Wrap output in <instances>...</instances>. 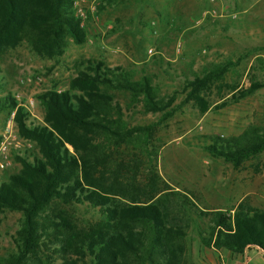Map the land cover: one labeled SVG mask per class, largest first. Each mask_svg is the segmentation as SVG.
Listing matches in <instances>:
<instances>
[{
	"label": "trees",
	"instance_id": "trees-1",
	"mask_svg": "<svg viewBox=\"0 0 264 264\" xmlns=\"http://www.w3.org/2000/svg\"><path fill=\"white\" fill-rule=\"evenodd\" d=\"M113 2L105 0L106 6ZM85 37L71 0H0V53L24 43L38 57H58L69 41L82 45ZM241 59L204 69L185 82L186 101L203 114L211 105L202 92L210 86L227 91L218 94L215 110L264 88V80H248L247 88L222 84ZM82 65L67 91L36 97L43 108L41 123L28 121L16 96H0V112L13 113L17 136L33 142L40 156L33 162L16 157L20 170L0 183V212L21 217L12 237L14 252L0 264H189L186 229L215 254L241 255L248 248L264 254V212L239 203L209 213L210 226L201 229L198 220L208 213L171 193L154 167L146 169L154 125L128 127L108 92L127 94V108L161 114L159 122L178 109L173 97L157 98L145 76L134 81L117 67L91 60ZM202 149L236 169L264 150V126H250L226 140L211 138ZM170 196L177 200L175 210ZM83 204L98 218L79 226L68 209Z\"/></svg>",
	"mask_w": 264,
	"mask_h": 264
},
{
	"label": "rangeland",
	"instance_id": "rangeland-1",
	"mask_svg": "<svg viewBox=\"0 0 264 264\" xmlns=\"http://www.w3.org/2000/svg\"><path fill=\"white\" fill-rule=\"evenodd\" d=\"M78 2L85 16L84 43L74 45L69 41L62 54L52 58L36 56L24 43L4 50L0 53V96L10 94L22 103L30 101L28 121L36 124L41 123L43 115L36 97L47 91H67L68 82L82 70L83 61L120 68L134 81L145 76L157 98L173 97L172 107H178L165 121L159 122L161 114L143 113L140 106L127 108V94H108L120 106L128 127L154 125L149 143L151 157L148 162L143 158L146 169L154 167L171 193L185 197L195 211L208 213L198 220L201 229L210 226L209 213L239 203L264 212V150L233 169L202 149L211 138L226 140L240 136L250 126H264V88L215 110L212 107L221 102L216 101L218 94L223 96L227 91L217 93L216 87L210 86L202 92L211 105L203 114L193 102L186 101L184 90V83L200 76L204 69L238 58L241 61L224 75L222 84L247 88L248 80H264V16L257 14L259 6L233 27V23L223 25L221 19L224 13H235L237 8L231 0H201L199 10L189 11L187 16L179 14V6L175 11L171 0H114L109 6L105 0ZM149 49L154 53L151 56L147 54ZM256 56L260 61L255 62ZM10 115L8 111L0 112V143L7 125L12 126L15 137L13 145L0 152V160L9 164L0 172V183L20 170L16 157L27 162L40 160L35 144L17 136ZM170 201L175 210L176 198L170 196ZM68 211L79 226L98 218L96 210L85 204ZM20 222L19 214L0 212V259L14 252L12 237ZM184 231L189 264H243L239 255L215 254L201 248L195 233ZM58 263L56 260L54 264Z\"/></svg>",
	"mask_w": 264,
	"mask_h": 264
},
{
	"label": "crops",
	"instance_id": "crops-1",
	"mask_svg": "<svg viewBox=\"0 0 264 264\" xmlns=\"http://www.w3.org/2000/svg\"><path fill=\"white\" fill-rule=\"evenodd\" d=\"M232 4L237 8L235 10V13H224L223 18H221L223 20V25L226 24H230L233 23V27L237 26V23H241L243 22V20L245 19V15L250 11H252V9L255 6H259L257 14L258 15H262L264 16V0H231ZM201 3V0H171V4L172 6L175 8V11L178 10V6H179V14H184L185 16H187L189 14V11H197L199 10V5ZM220 3V2H218ZM262 4L261 6L259 4ZM187 4L185 6L186 9L182 10L181 6ZM203 7V6H202ZM219 9H222V4L219 5ZM220 16L222 17L221 13H219ZM231 17H234L233 19ZM240 88V87H238ZM227 254V253H226ZM229 255V254H228ZM231 256H235V255H231ZM239 258L243 259L244 262L243 264H253L254 262H259L262 261L264 263V254L257 249H253V248H248L245 249L243 251V253L241 255H239Z\"/></svg>",
	"mask_w": 264,
	"mask_h": 264
},
{
	"label": "built area",
	"instance_id": "built-area-1",
	"mask_svg": "<svg viewBox=\"0 0 264 264\" xmlns=\"http://www.w3.org/2000/svg\"><path fill=\"white\" fill-rule=\"evenodd\" d=\"M209 1H212V0H209ZM72 2V10L74 12V15L80 20V26L83 27V21L85 19V16H84V12L83 10L81 9V5L80 3L78 2V0H71ZM209 16L213 17L212 14L208 13ZM232 19L234 17H231ZM147 54L148 56H151L153 55V50L152 49H149L147 50ZM17 99V96L15 97ZM18 102H20L18 100ZM21 104V107L24 109V110H28V107L31 106V102L28 101L26 103H22L20 102ZM12 115L13 113H11L10 115V124H12ZM14 140H15V137L14 135L12 134V126H6L5 128V132L4 134L2 135V138H1V143H0V152H5L6 150H8L14 143ZM8 162L6 160H0V172H2L7 166H8Z\"/></svg>",
	"mask_w": 264,
	"mask_h": 264
}]
</instances>
